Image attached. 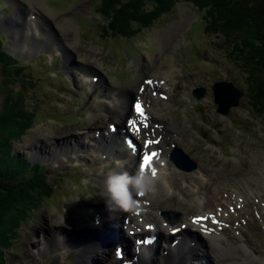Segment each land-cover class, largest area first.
<instances>
[{"label": "rangeland", "instance_id": "1", "mask_svg": "<svg viewBox=\"0 0 264 264\" xmlns=\"http://www.w3.org/2000/svg\"><path fill=\"white\" fill-rule=\"evenodd\" d=\"M12 1L20 5L17 18H20L22 23L27 22L26 18L31 14L37 17L43 14L48 22L45 29L50 31L52 28L57 40L55 44L62 50L57 52L55 48L51 50L45 48L44 51H39L36 48L32 52H24L22 56L12 53L20 58L17 59L22 62L19 65L25 66L21 70L26 87L24 101L35 112L33 125L24 132L19 142L13 143V150L31 163H42L47 180L53 185L54 191L45 200L46 202L44 201L24 223L20 224L13 247L5 251L7 264H85L79 260L80 251L75 237H97L99 233H89L91 225L86 226L85 222L94 213L99 215L108 213L103 210V208L107 210L101 195L104 184L96 182L94 177L96 174L110 175V171L117 166L119 155L126 151L122 150L123 146L118 138H113L114 141L102 135L104 144L100 140L96 144L97 148L107 150L109 155L106 156L105 153L102 154L93 148L91 140L84 139V136H88L86 133L88 132L98 138L99 133L106 132L107 129L113 132L111 125L119 126L118 131L121 129L122 125H119L117 116L113 113L100 112L98 106L100 96L105 95L109 90L129 91L136 95L144 76L148 75L160 62H165L163 54L166 51L169 53V60H172L175 65L168 84L172 95L176 86L175 92L176 96L179 95V99L169 103L159 100L158 107L155 102L156 96H151L147 89L140 96L149 100L150 107H157L162 111L163 122L167 119L174 123L172 130L174 141L163 148L161 159L159 158V161H165L175 172L173 187L182 186L183 196L185 195L191 201L198 200L203 196L202 188L212 184L210 174L223 178L233 177L239 173H247L248 170H256L260 166V161L264 160V117L254 118L244 102L246 94L240 97L236 107H228V114L222 115L216 112L211 91L212 84L223 80L219 83L218 89H224L225 83L229 82L231 86L243 90L244 83L237 69L232 64H228L230 62L216 50L214 45L216 36L204 35L203 24L197 21L199 16L190 2L183 0L176 2L168 14H163L152 27L141 29L133 37L107 35L102 38L100 35L106 21L98 20V15L94 14L99 0H0V19L13 17L16 24L15 32L20 33L23 30L20 22L18 24L16 16H11L14 6ZM175 24H178L181 30L178 28V31L176 30L170 36ZM6 28L0 25V32L7 39L1 33L0 38L5 43L4 48L11 52L10 48L14 39ZM17 35L20 36V34ZM161 35L170 36V41L166 40L165 46L162 44ZM64 46H67L70 50L69 56L73 58L71 64H67L69 67L64 65V56L67 54ZM47 51H51V57L40 55L46 54ZM175 52L184 67L180 64ZM109 62H113L115 66H110ZM199 66L203 68L191 72L185 69ZM262 66L264 67L263 64ZM85 76L87 79L93 77L102 78V80L90 89L86 85ZM34 77L36 80L33 79ZM201 87L205 91L204 96L197 98L194 91ZM113 96L117 95L113 94ZM1 97L0 90V107ZM180 98H184L188 109L182 107L185 104ZM231 99L226 97L221 100L226 104ZM104 101L108 103L107 100ZM89 111L96 113L97 116L91 118ZM195 111H198V114ZM180 112L186 113L190 121L193 120L191 125L194 128L195 125L201 127L198 131L208 142L200 139L198 135L194 136L189 128L190 133H186L187 130L182 131L184 126L188 125L191 128V125L186 117L184 120L180 119V115H177ZM252 120L255 122H251ZM246 125L251 128V137ZM205 127L216 129L214 141ZM256 128L259 129L258 140ZM119 136L122 141L123 135ZM224 140H230L231 146L228 143L225 144ZM250 141H258V143L251 146ZM107 144L108 146H105ZM223 144L226 148L230 147L228 152H223L221 155L219 150L222 151L225 148ZM171 145L182 149V155L180 154L178 158L186 160L187 163L191 162L195 164V167L206 172L207 180L197 175V168L191 172H184L175 162H170L168 154L172 149ZM107 163L109 164L106 166ZM136 167L137 163H135ZM125 172L134 174V167L127 168L122 173ZM198 185L200 189L197 193L192 187ZM176 202V198L165 201L168 208L163 210L161 217L165 214L170 220L177 221L183 214V210H180L183 206ZM262 203L264 204V199ZM165 204L162 205L165 206ZM252 204L249 205L250 215L255 218L257 213ZM259 209L260 206H258ZM148 219L144 218L142 223ZM116 223L120 226L118 221ZM247 228L248 233L253 234V237L256 234L254 238L260 243L259 251L264 256V236L262 238L258 236L259 232L264 234L263 218L258 221L250 220ZM106 229L110 228L105 226L104 232ZM97 231L99 232V229ZM203 240L202 238L199 240L198 248L206 251L208 246ZM162 242L160 239L159 244ZM161 249L159 246L156 247L157 251L153 255L155 260L153 259L152 264H158L159 258H156ZM105 252H95L93 264L104 263L109 255Z\"/></svg>", "mask_w": 264, "mask_h": 264}, {"label": "bare ground", "instance_id": "2", "mask_svg": "<svg viewBox=\"0 0 264 264\" xmlns=\"http://www.w3.org/2000/svg\"><path fill=\"white\" fill-rule=\"evenodd\" d=\"M12 2L14 6L11 16H16V19L18 20L16 19L15 20L18 22V24L20 22V26L23 28V30L20 33L15 32L14 27L16 26V24L13 17H8L7 19H4L2 17L0 19V25L6 26L7 27L6 29L9 30L8 33L10 32V35L14 39V42L12 43L10 48L11 52L14 54L21 55L24 54V52L29 53L35 51L36 48L39 49V51H42L45 48L46 49L48 48V50L49 49L51 50V48H55L56 50H58L57 52H61L62 48L61 49L58 48L56 46L57 44H55L57 40L55 34L53 33L52 28L50 31L48 29H45V27L47 28L48 26V22L45 16L43 14L40 15L41 17L32 15V17L26 18L27 22L22 23L20 18H17V16L19 15L20 5L17 4V2L15 1ZM38 25L39 26L41 25L42 28L39 27ZM173 26H172L173 28L171 29L172 33L170 34V36L173 35L176 30L178 31V28L179 30H181V27L178 24H175ZM17 34H20V36H18ZM170 36L168 35V37L167 36L164 37V35L163 36L161 35V37L163 38L162 44L164 46L166 40H169ZM169 41H167L168 44ZM69 44H71V42H69ZM262 46H263L262 48H264V45ZM64 48L66 50L67 46H64ZM69 51L70 50L67 49V54H65L64 56V65L66 67H69L67 64H71L73 59L71 58L72 56H69ZM46 53H48L49 54L48 56L51 57V51H47ZM165 60L167 62L169 61L168 54H165ZM174 66L175 65L173 63L171 64L160 63L150 72L152 73L150 77L153 79L155 83H156V79L157 80L161 79L162 81L167 82L169 80V76ZM91 78L92 77H90V79L87 78L85 79L86 85L91 89L94 87V85L95 86L98 85L99 82L102 80V78L101 79L99 78L97 79L96 83L93 84L94 81ZM158 87L159 85L156 83V85L153 87L152 90H156L158 89ZM146 88L149 89V87L146 84H142V88L138 87L137 92L139 91L143 92ZM121 91L122 90L120 91L109 90L105 95L100 96V104L98 106L100 112L102 113L106 112V114L113 113L115 116H117L119 124L123 125L121 128H125L127 132L123 133L122 131L121 133H119L118 131L117 133V129H116L114 133H112L111 131H109V129H107L106 132L99 133L98 138H95V136L91 135L88 132H86L88 136L86 135L84 136V139L91 140L93 148H96V150L102 152V154L105 153L106 156L109 155V153H107V150L104 148L101 147L97 148L98 146L96 144L97 141L100 140V142L104 144L103 143L104 139L101 138L102 135H104L106 138L119 139V142L123 146L122 150L124 149L123 151L126 152L119 155L117 166L110 171L111 174L113 172L122 173L127 168H131L132 164L135 163V159H136L134 152H131L128 148H126V145L124 144L125 143L124 140L120 141V136H119L120 134L123 135L124 137L128 133L129 136L134 137L140 143V138L143 135L142 133H144V135L146 133L148 134V136L151 137V139L159 138L157 141L160 142L161 146H165V144L173 143L175 138L171 126L168 123L162 121L163 114L160 109L152 108L150 109V114H148L147 116L144 115L142 118L139 119L140 128L143 129L144 128L143 125L144 124L147 125V127L144 128V131L141 129L139 134H136L134 130L132 131V128L130 126V121L133 120L136 121V118H138L134 114L133 108H129L131 102V95H133V92L122 91L121 93ZM113 94H116L117 96H113ZM104 100H107L108 103H106ZM89 112H90L89 116L91 118H95L97 116L96 113L93 114L91 113V111ZM155 120L158 122H156ZM155 122L157 123V125ZM147 138L148 137H145L144 140H146ZM142 141L140 145V150H142V148H145L144 143ZM83 146L87 147L85 145ZM105 146H108V144ZM159 158L160 157L154 158L156 163L159 161ZM132 159L134 160L132 161ZM153 162L154 161H152V163ZM108 164L109 163L105 165L107 166ZM138 164L139 162L137 163V170H138ZM163 169L165 170L166 174H164L162 177L160 176L161 166H159L158 170L156 171L157 177L159 178L157 185L158 194L155 197L153 196L136 197L137 199L141 200V207L145 208V211L142 212L141 214H139L138 212H136V214L135 212L122 213L123 211L119 212L121 210L113 211V210H105L104 208L103 210L108 212L107 214L99 215L97 213H94V219L93 220L91 219V221L89 222L93 225L92 227H99L101 229V232H104L105 226L106 228H110V229L109 230L106 229L104 234H99L97 237L94 236H91L89 238L75 237V240L78 241L77 248L80 251L79 260H81L85 264H93V255L97 251H100V253L101 252L103 253L105 251L109 253L108 258H105L106 260H104V263L102 264H119L122 261L130 260V258H127V254H124L122 259H118L113 251L119 244L124 243L126 245L125 251L127 253L131 252L132 255L136 254L138 256L136 260L137 262H132L131 264H152L154 259L153 255L157 251L156 246L155 245L154 246L151 245L149 247L138 246V251H136V247L135 246L132 247L131 239L129 238L130 236H128L130 235V233L133 236H138L141 232L142 233L145 232L143 228L141 229L138 228L141 223L138 222L137 218L141 216L143 217V219L149 218L148 221L150 219L154 220L155 230L156 228L158 229V232L160 233V235L164 240L169 238L170 236L169 232L171 229L177 227L178 228L185 227V228H189V230H192L194 232L199 231L200 235H202V238L204 239L203 241L208 246L206 248V251H201L198 248L197 241H195L194 244L191 245L188 243L189 240L183 241V239L180 240L179 246L172 247L169 244H166L164 248L165 254H161L160 252L158 254V257L156 258V259L159 258L158 264H264V256H262L259 251L260 243L257 241V239L254 238L256 237V234L254 237L253 234L250 235L248 234V230L246 227L249 226L250 222L245 218V214L249 215L250 212L249 206L247 205L250 202V200L254 201L258 198L259 199L264 198L263 195L264 167L258 168L253 171L248 170L247 173H242V174L239 173L234 177L223 178L218 175L214 176L210 174L209 178L212 179V184L207 188H202L201 191V193L203 194L202 198H198V200L192 199V201L191 199H189L190 200L189 201L185 195L183 196L182 186H181L182 188L173 187V181L175 176V172L173 168L164 165ZM146 172H148V170H146ZM206 174L207 173L203 172L200 168L197 171V175L199 177H203V179L205 178V180H207V178L205 177ZM107 176L108 173H106V175L96 174L94 178L95 181L98 182L99 184H104V181L107 178ZM163 182H166L170 186L171 195H169L168 189L164 187ZM199 189H200L199 185L197 187H193V190H195L197 193L199 192L198 191ZM175 198L177 201L176 203H179L183 206L180 209L183 210V214L180 219L181 221L178 224L170 225L169 222H166L161 218V214L163 210L168 208L165 204V201L168 200L170 201V199H175ZM153 200H156V202L155 201L153 202ZM160 200L163 202H161ZM233 202L240 203L242 205L240 210H236L235 212L239 215L238 217L240 220L244 218L245 227L240 225V227L237 226L238 227L237 228L234 227L233 225V221L231 220L232 215L229 213V208H228L229 205L233 204ZM163 203L165 204V206L162 205ZM255 209L257 208L255 207ZM261 209L264 211L263 204ZM262 210H259V215L260 216L262 215V217L264 218V212ZM158 212H160V214ZM196 216H204L205 219L200 220L199 223H195L192 220V217H196ZM216 216H218L220 218L219 220L223 221L226 224V226L224 224L213 225L211 220ZM126 218L127 221L125 222ZM115 221L116 222L118 221L120 223V226H118V223H116ZM227 222L229 223L232 229L228 227ZM145 223H147V221ZM210 229L211 231H209ZM235 230H238L237 236L233 235V232H235ZM182 232L183 230L179 231L177 234H180ZM206 237L208 239H205ZM191 240L192 238L190 239V241ZM52 245H54L53 242ZM253 257H257L258 259L254 260Z\"/></svg>", "mask_w": 264, "mask_h": 264}, {"label": "trees", "instance_id": "3", "mask_svg": "<svg viewBox=\"0 0 264 264\" xmlns=\"http://www.w3.org/2000/svg\"><path fill=\"white\" fill-rule=\"evenodd\" d=\"M178 1L182 0H100L97 11L106 21L100 36L133 37ZM183 1L201 11L204 32L216 36V48L244 74L247 102L256 117H264V0ZM22 68L0 41V264H7L5 251L13 247L20 224L54 191L43 166L13 150L35 118L24 101Z\"/></svg>", "mask_w": 264, "mask_h": 264}, {"label": "clouds", "instance_id": "4", "mask_svg": "<svg viewBox=\"0 0 264 264\" xmlns=\"http://www.w3.org/2000/svg\"><path fill=\"white\" fill-rule=\"evenodd\" d=\"M165 173L163 162H161L162 177ZM158 177L151 172H141L140 168L134 174L113 172L104 181L101 193L106 205L110 210H121L125 212H135L140 207L139 196H153L158 194ZM164 187L171 195V188L166 183Z\"/></svg>", "mask_w": 264, "mask_h": 264}, {"label": "snow or ice", "instance_id": "5", "mask_svg": "<svg viewBox=\"0 0 264 264\" xmlns=\"http://www.w3.org/2000/svg\"><path fill=\"white\" fill-rule=\"evenodd\" d=\"M136 107V110L138 112V114L143 117L144 116V112L142 110V106L137 103L135 105ZM130 125L132 126V128L135 130L136 134H139L140 131H141V128L139 126H137V121L133 120V121H130ZM144 128L147 127L146 124L143 125ZM130 147H132L134 150H135V145L132 143V141H128ZM159 142L158 141H155V140H145V144H144V147L146 149V151H144L143 155H142V162L140 164V170L141 172H146V170L150 169L151 170V173L152 175H155L156 174V170L154 167H151L152 165V161L154 158H158L159 156V153L157 151H148L147 149H149L150 145H153V144H158ZM201 219H205V217H197V218H194V222L195 223H199ZM149 227H151V225H149ZM146 242H151V241H146ZM119 255V253H118Z\"/></svg>", "mask_w": 264, "mask_h": 264}, {"label": "water", "instance_id": "6", "mask_svg": "<svg viewBox=\"0 0 264 264\" xmlns=\"http://www.w3.org/2000/svg\"><path fill=\"white\" fill-rule=\"evenodd\" d=\"M237 103V98H234L230 101V104H236ZM222 111V110H220ZM177 152L175 154L172 155V159L177 162V164L182 168V169H185V170H189V169H192L194 166L193 165H190V164H180L178 162V159H177Z\"/></svg>", "mask_w": 264, "mask_h": 264}]
</instances>
